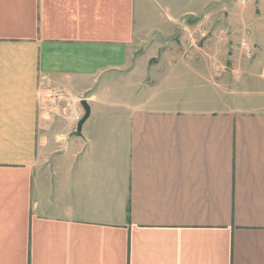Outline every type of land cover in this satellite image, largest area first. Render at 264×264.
Instances as JSON below:
<instances>
[{
    "label": "crops",
    "instance_id": "obj_1",
    "mask_svg": "<svg viewBox=\"0 0 264 264\" xmlns=\"http://www.w3.org/2000/svg\"><path fill=\"white\" fill-rule=\"evenodd\" d=\"M209 1L0 0V264H264V0Z\"/></svg>",
    "mask_w": 264,
    "mask_h": 264
},
{
    "label": "built area",
    "instance_id": "obj_2",
    "mask_svg": "<svg viewBox=\"0 0 264 264\" xmlns=\"http://www.w3.org/2000/svg\"><path fill=\"white\" fill-rule=\"evenodd\" d=\"M242 2H245L246 0H241ZM209 17L205 16L203 19L198 20L192 24V27H189L187 25V21H182L179 23V30L181 32H184V40L199 45V43L206 41L210 38L212 31L208 27V21ZM179 32V31H178ZM177 32V34H178ZM241 47L246 48L247 54H252V49L249 47L247 42L243 41L241 43ZM77 120H80V116H76Z\"/></svg>",
    "mask_w": 264,
    "mask_h": 264
},
{
    "label": "rangeland",
    "instance_id": "obj_3",
    "mask_svg": "<svg viewBox=\"0 0 264 264\" xmlns=\"http://www.w3.org/2000/svg\"><path fill=\"white\" fill-rule=\"evenodd\" d=\"M229 0H210L209 3L203 4V8L201 10L195 11V12H188L185 15H183V20L189 21V22H196L198 20L203 19L205 16L209 17V14L213 10L216 4H222L226 3ZM51 95V94H47ZM47 97V96H46ZM12 249H15L17 247V242L12 240ZM0 259H11V260H18L19 259V252L16 250H11L10 252H2L0 253Z\"/></svg>",
    "mask_w": 264,
    "mask_h": 264
},
{
    "label": "water",
    "instance_id": "obj_4",
    "mask_svg": "<svg viewBox=\"0 0 264 264\" xmlns=\"http://www.w3.org/2000/svg\"><path fill=\"white\" fill-rule=\"evenodd\" d=\"M177 34V33H176ZM86 107V113H85V116L83 117V119L79 122L78 124V130L81 129L82 127V124L84 123V121L88 118L89 114H90V109L88 106H85Z\"/></svg>",
    "mask_w": 264,
    "mask_h": 264
}]
</instances>
